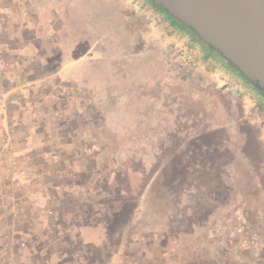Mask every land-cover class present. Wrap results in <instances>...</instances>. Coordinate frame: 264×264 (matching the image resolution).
<instances>
[{"label": "rangeland", "instance_id": "obj_1", "mask_svg": "<svg viewBox=\"0 0 264 264\" xmlns=\"http://www.w3.org/2000/svg\"><path fill=\"white\" fill-rule=\"evenodd\" d=\"M58 8L83 36L89 144L121 177L110 191L134 217L139 264H264V133H249L226 64L149 0Z\"/></svg>", "mask_w": 264, "mask_h": 264}, {"label": "crops", "instance_id": "obj_2", "mask_svg": "<svg viewBox=\"0 0 264 264\" xmlns=\"http://www.w3.org/2000/svg\"><path fill=\"white\" fill-rule=\"evenodd\" d=\"M65 1L0 0V264H139L110 191L121 177L89 144L87 50Z\"/></svg>", "mask_w": 264, "mask_h": 264}, {"label": "water", "instance_id": "obj_3", "mask_svg": "<svg viewBox=\"0 0 264 264\" xmlns=\"http://www.w3.org/2000/svg\"><path fill=\"white\" fill-rule=\"evenodd\" d=\"M264 88V0H154Z\"/></svg>", "mask_w": 264, "mask_h": 264}, {"label": "flooded vegetation", "instance_id": "obj_4", "mask_svg": "<svg viewBox=\"0 0 264 264\" xmlns=\"http://www.w3.org/2000/svg\"><path fill=\"white\" fill-rule=\"evenodd\" d=\"M154 8L159 9L168 20H170L171 24L175 26V24L182 25L176 18L172 17L167 11H165L160 5L156 4L154 0H149ZM185 31L192 33L196 38L202 42L201 44L205 47L202 48L203 53L205 54L206 59L217 60L220 63H225L227 67L223 68L226 71V74L234 81L232 85H236V88H233L232 85H229L230 89L233 91L234 95L242 96L246 95L249 97V100L246 101L245 107H248L251 104V111L253 112V118H248V130L249 133H264V88L257 83L256 81L244 76L240 70L233 65L230 61H228L217 49L208 43L204 42L200 39L194 32L190 29L182 25ZM204 43V44H203ZM207 46H206V45ZM236 81V82H235ZM250 116V115H249ZM252 128V130H250ZM254 131V132H253Z\"/></svg>", "mask_w": 264, "mask_h": 264}, {"label": "built area", "instance_id": "obj_5", "mask_svg": "<svg viewBox=\"0 0 264 264\" xmlns=\"http://www.w3.org/2000/svg\"><path fill=\"white\" fill-rule=\"evenodd\" d=\"M47 214H48V215H51L52 213H51V211H48Z\"/></svg>", "mask_w": 264, "mask_h": 264}]
</instances>
